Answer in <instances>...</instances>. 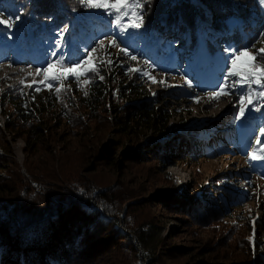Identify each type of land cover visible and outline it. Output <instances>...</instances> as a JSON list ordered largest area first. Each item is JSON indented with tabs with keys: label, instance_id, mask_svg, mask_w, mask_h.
<instances>
[{
	"label": "rangeland",
	"instance_id": "obj_1",
	"mask_svg": "<svg viewBox=\"0 0 264 264\" xmlns=\"http://www.w3.org/2000/svg\"><path fill=\"white\" fill-rule=\"evenodd\" d=\"M34 4L30 5L32 13ZM90 14L86 11L73 13L72 28L75 27L70 37L85 34L81 32L86 30L80 28L78 20ZM27 27V41L22 44L27 53L0 60V94L35 86L33 81L42 79L36 75L38 65L29 55L36 39L31 35L29 25ZM153 27V23H147L142 36L129 37L133 38L132 45L146 40L157 42L158 59L155 63L148 61L153 68L150 69L141 57L131 61L122 56L118 48H107V39L105 46L111 55L98 49L93 60L99 64L96 56L100 55L103 68L109 73L116 70L119 84L140 83L149 99L158 100L156 108L169 114L164 136L154 140L153 146L148 144V137L138 131L131 140L120 137L114 128L118 103L111 102L108 104L110 111L90 119L85 131L66 127L57 117L52 121L49 118L46 127L52 129L51 137L29 154L23 132L18 131L13 136L3 128L0 188H5L8 193H41L42 197L37 200L39 205H53L64 210L86 186L104 193L113 214H105L93 205H83L85 211L98 210L100 213L97 220L91 219L95 221L94 227L87 238L98 248L91 260L82 264H149L144 248L139 244L142 236L151 243L152 264H251L258 240L264 241V177L259 175L264 169H261L262 161H250L246 153L255 136L259 135L258 130H251L249 122L258 120L264 110L252 112L244 120H236L239 105L235 96H221L217 101L210 100L205 94L216 90L222 82L224 73L221 69L226 57L220 52L209 58L204 47L197 46L203 54L192 59L186 53L188 42L178 41L166 23H163L161 33L174 35V44L165 43L153 32ZM98 30L99 39L103 38L105 28L99 26ZM258 45L253 51L264 48V36ZM175 55V61L171 60ZM109 59L112 64L105 63ZM128 67L149 71L156 81L165 80L166 84L153 83L136 73L125 75ZM185 79L194 85L192 89L180 87L185 84ZM168 84L176 87H167ZM81 85L68 81L61 84L60 89L67 93H59L60 103L65 102V106L68 104V108H73L71 105L77 103L76 93L86 88L85 84ZM196 97H199L198 103ZM0 121L4 126L5 118L1 113ZM229 122L234 123L235 128L228 126ZM236 131L244 139L232 147ZM195 132L196 138L192 139ZM109 145L114 147L115 161L99 160V153ZM162 146L180 151L169 159L163 158L156 154ZM30 181H33L32 185ZM7 206L0 210L2 217L12 209V205ZM201 216H204L203 220L199 219ZM85 221L89 222L88 219ZM124 234L129 235L130 242L120 240ZM258 255L264 258V250Z\"/></svg>",
	"mask_w": 264,
	"mask_h": 264
},
{
	"label": "trees",
	"instance_id": "obj_2",
	"mask_svg": "<svg viewBox=\"0 0 264 264\" xmlns=\"http://www.w3.org/2000/svg\"><path fill=\"white\" fill-rule=\"evenodd\" d=\"M30 2L35 3L34 13L30 12ZM73 9L91 13L100 11L83 8L78 0H0V10L6 15L10 14L13 17L20 15L19 30L15 32L13 39H7L0 34V60L27 53L22 46L27 41L25 31L28 29L27 25L31 35L36 39L29 55L38 66L46 63V58L55 47L54 42L59 39L57 32L64 26H68L69 33L64 34L63 51L83 55L84 51L94 46L95 41L99 39V26H103L105 32L109 31V27L106 18H97L90 14L89 17H81L78 20L80 28L86 30L81 31L85 34L81 33L72 38L70 33L75 27L74 25L72 28L75 22L74 19L72 20L75 12ZM147 11L146 24L153 23V32L161 36L165 43L174 44L175 42H172L176 39L174 35L161 33L160 29L163 23H166L168 28L175 32L173 34L177 35L178 41L188 42L186 53L195 60L203 54L199 46L204 47V53L210 55L209 58H212V54L216 55L220 52L227 58L225 49L244 47L254 49L262 39L261 33H264V6L260 5L258 0H152ZM32 17L33 20L30 19ZM132 41L133 38H127L126 43L133 54L149 62L157 61L160 53L157 42L146 40L132 45ZM96 58L101 64L103 58L100 55ZM175 59L176 55L171 60L175 61ZM101 74L104 76L102 81L96 78L85 84V89L76 93L77 103L71 105L72 111L68 108L70 105L65 106V102L60 103L62 100L55 88L50 89L43 85H35L31 88L19 87L0 94V113L5 118L4 126L0 121V136L4 135L3 128L13 136L18 131H22L26 137V153L29 154L31 150H36L51 137L52 129L46 127L49 118L52 121L57 117L60 119V124L62 122L66 127L85 131L90 119H96L101 112L110 111L108 104L111 102L118 103L114 128L118 130L119 136L131 140L137 136L135 134L141 132L148 137V144L153 146L152 142L162 138L168 128V112L156 108L158 100L149 99L148 92L140 83L131 81L126 86L119 84L116 80V70L109 73L102 67ZM68 82L74 81L69 78ZM74 84L77 85L75 82ZM37 86L41 88L40 91H35ZM59 93L65 95L67 92L60 89ZM228 126L235 128L234 123L231 122ZM249 126L252 131L258 130L259 133L260 127L264 126V114L258 120H250ZM195 135L196 132L193 133L192 139L196 138ZM233 137L235 145L232 147L236 146L239 140L244 139L240 132ZM261 140L264 142V136ZM178 151L180 150L176 148L168 149L167 146H162L156 150V154L169 159ZM98 157L102 161H115L114 147L106 146ZM3 159L4 157H0V161ZM262 164L261 169H264V161ZM252 170L256 171V169ZM259 175L264 177L263 172H259ZM24 181L26 182V178ZM32 182L30 181L29 184L32 185ZM222 183L224 184V180ZM86 187L84 191L77 192L74 200L67 204L71 209L69 207L65 210L53 205L50 207L39 205L37 200L42 197L41 193H8L5 188H0V199L9 200L8 202L0 200V210L12 205L7 216L0 215V264H82L89 260L98 248V245L88 242L87 239L90 238L94 227L95 221L91 219L94 217L97 220L100 212L85 211L83 205L96 206L105 214L113 213L108 208L110 206L104 193L100 194L91 187ZM221 204L224 206L223 203L218 205ZM191 214L193 215V212ZM86 219L89 222H86ZM199 219L203 220L204 216ZM112 223L116 224V222ZM121 236L120 240L131 241L129 235ZM148 241L142 236L139 244L144 248L146 260L152 264L154 261L149 255L151 243ZM249 248L252 251L250 245ZM255 250L254 261L251 264H264V258L258 255L264 250V241L258 240Z\"/></svg>",
	"mask_w": 264,
	"mask_h": 264
},
{
	"label": "snow or ice",
	"instance_id": "obj_3",
	"mask_svg": "<svg viewBox=\"0 0 264 264\" xmlns=\"http://www.w3.org/2000/svg\"><path fill=\"white\" fill-rule=\"evenodd\" d=\"M152 0H78V3L88 10H100L92 12L91 15L97 18H106L109 31L103 33V38L95 41L94 46L87 48L83 55L63 51L64 34L68 32V26H64L57 32V39L50 55L46 58L43 66L35 69L36 75L42 77L33 84L43 85L48 88H55L57 94L60 92L59 85L71 78L78 86L89 84L96 78L103 80L101 74V64H96L93 60V54L98 49L105 50V55L110 56L107 52L105 40H108L107 48H118L122 56L137 61L138 56L133 54L126 43L127 38L131 36H142L147 28L146 16L147 9L150 8ZM258 3L264 6V0H258ZM147 6V8H146ZM76 9H73L75 11ZM20 15L13 17L6 15L0 10V34L7 39H13L15 32L19 30ZM264 36V33H261ZM227 53L226 63L221 71L224 73L222 82L217 85L216 90L205 93L210 100H219L221 96H235L238 103L236 120L246 119L252 112H261L264 110V48L253 51L252 47L241 49H225ZM123 63V61H121ZM107 64H112L109 59ZM145 64L151 69L153 65L147 60ZM25 71V69H22ZM136 73L140 77H147L153 83L159 82L166 84L165 80L156 81L154 75L149 71L136 67H128L125 75ZM83 78V79H82ZM183 78V77H182ZM24 84V81H21ZM33 85H28L31 88ZM167 87H176L175 85H166ZM192 89L194 85L190 80L185 79V84L180 87ZM37 86L35 91H40ZM87 96V92H85ZM155 95V93H153ZM199 102V97L195 98ZM264 136V126L260 127L259 135H256L252 144L249 145V151L246 153L250 161H264V142L261 137ZM250 183V181H249Z\"/></svg>",
	"mask_w": 264,
	"mask_h": 264
}]
</instances>
